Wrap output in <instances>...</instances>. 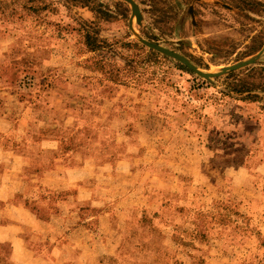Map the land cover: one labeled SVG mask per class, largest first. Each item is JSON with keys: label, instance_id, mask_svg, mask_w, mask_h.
<instances>
[{"label": "rangeland", "instance_id": "obj_1", "mask_svg": "<svg viewBox=\"0 0 264 264\" xmlns=\"http://www.w3.org/2000/svg\"><path fill=\"white\" fill-rule=\"evenodd\" d=\"M133 1L140 23L124 0H0V264H73L67 242L78 264H264V93H235L264 84V0ZM42 138L115 170L107 202L140 206L170 180L165 205L183 203L136 208L125 232L121 208L106 227L98 208L64 223L65 185L34 175L53 164L30 147Z\"/></svg>", "mask_w": 264, "mask_h": 264}, {"label": "crops", "instance_id": "obj_2", "mask_svg": "<svg viewBox=\"0 0 264 264\" xmlns=\"http://www.w3.org/2000/svg\"><path fill=\"white\" fill-rule=\"evenodd\" d=\"M23 129L25 130V132L23 133L32 130L31 126L27 127L24 124H23ZM51 139L42 138L38 142H33L30 144V147L34 148L33 151H41V153L43 152L46 153L48 155L47 161L53 162V164L51 163L50 166L43 167L39 171H37V168H34L33 171L35 172L34 174L35 176L38 174L39 176L38 182L41 185L51 184V185H57V187H59V184L65 185V190L69 192V199L67 200L65 205L67 213L66 215L60 218V221H63L64 223L71 219L68 213L71 216L75 215L76 217L77 210H80L81 208L85 207L87 208V210L90 209L96 210V208H98L101 209V212L99 214V221L103 227H106V225L110 224L109 222L110 213H107L106 209L121 208L123 209L122 211L123 216H125V219L123 220V231H124V229L126 230L128 223L130 221L127 215L131 214L133 212L132 210L136 208H142V206H144L145 208L147 207V208H155V209H161V208L164 209L165 206H167V207H171L172 209H175L177 208V205H182L183 203L181 201L179 202L181 204L178 203L176 205L175 204L165 205V203L167 202L163 200V196L166 195L167 192L170 191L171 189L169 185V183H171L170 180H167L168 182L165 181L166 183L163 185H155L156 188L153 185H150V187H153L154 189L157 190L153 191V194L148 196L147 199L145 198L146 200H144L142 204H140V206L134 204L133 200L130 199L128 195H124V194L119 196L118 199H115L112 202H107L105 200L107 199V197H104L105 194H107L106 190L108 191V193H113L111 192L110 189H112V187L115 188L116 186L107 184L106 182H103L102 179H106V177L112 178L115 175L117 178L118 174H115L116 173L115 170L112 169L109 171H104L103 168L104 166L99 165L97 168L95 163L91 164V161L95 160L92 154L87 155L85 157H80L78 154L79 152H76L74 151V149H72L71 151H69V153L63 155V153H61L62 150H60L59 148L58 140H51ZM27 141L29 142L30 139ZM0 145H2V143H0ZM78 145L79 144L75 146L78 148L79 147ZM35 155L36 154H32L30 156V154H28L27 157H23L28 167H36L37 164L35 165L34 163L31 162L32 160H34ZM14 170L17 171V169ZM130 174H133V177L137 175L136 173H130ZM49 178H52L53 181H49L48 180ZM123 183H128V181H124ZM3 188L4 185L0 184V191L5 190ZM187 191L188 193L191 192L190 189ZM102 198L104 200H100ZM107 200H109V198ZM106 217H108L107 220ZM94 218H95L94 215H92L91 217L88 216L85 221L93 220ZM78 219L79 218L77 216L72 220L78 221ZM69 231L71 234V238L75 235V233H77L83 239H85V241L88 242L86 247L88 250H89L88 246L92 245L96 247L95 236H92V231H90L88 225L79 226V224L77 223L76 226L72 225ZM66 247H67V252L65 250L66 255L71 258L73 264H78L81 255L85 252V249L77 245H72L71 243L67 242L65 245H61V248H59V252L62 253V251H64L63 249H65ZM104 251H106L105 248Z\"/></svg>", "mask_w": 264, "mask_h": 264}, {"label": "water", "instance_id": "obj_3", "mask_svg": "<svg viewBox=\"0 0 264 264\" xmlns=\"http://www.w3.org/2000/svg\"><path fill=\"white\" fill-rule=\"evenodd\" d=\"M126 2H128L131 6V9H132V12L133 14L135 15V18H136V22L137 23H140V13H139V9L137 7V5L135 4V2L133 0H124ZM142 43L145 44L146 46H148L149 48H152L154 50H156L157 52H160L166 56H169L175 60H177L178 62H180L181 64H183L185 67H187L189 70L195 72L196 74L200 75L201 77L203 78H211V77H217L219 74H216V73H205V72H202L200 71L194 64H192L186 57H184L183 55L177 53V52H174L170 49H167L163 46H160L158 44H155V43H151V42H147V41H144L142 40ZM263 52V49H261L259 52H258V56ZM255 62V59H249V60H246L245 62H242V63H239V64H236V65H233V66H228V67H225L223 68L222 72H228V71H231V70H237L239 68H242L244 67L245 65H248V64H251V63H254Z\"/></svg>", "mask_w": 264, "mask_h": 264}, {"label": "trees", "instance_id": "obj_4", "mask_svg": "<svg viewBox=\"0 0 264 264\" xmlns=\"http://www.w3.org/2000/svg\"><path fill=\"white\" fill-rule=\"evenodd\" d=\"M135 44H137V43H135ZM156 54H158V53H156ZM254 64H255V62L254 63H251V64H248V65H245L242 68H245V69L246 68H252L253 69V65ZM237 70H239V69H237ZM261 70H264V67H262ZM234 71H236V70L228 71L227 76L232 75L234 73ZM255 91H259L261 93H264V84L259 83V84L252 85V86L247 87V88L238 89V90H235V93H238V94L246 93L247 95L251 96V98L253 99V101H255L256 98L259 97V94H257L258 92H255Z\"/></svg>", "mask_w": 264, "mask_h": 264}, {"label": "built area", "instance_id": "obj_5", "mask_svg": "<svg viewBox=\"0 0 264 264\" xmlns=\"http://www.w3.org/2000/svg\"><path fill=\"white\" fill-rule=\"evenodd\" d=\"M32 79L30 77H26L24 80L21 81V86L23 88H27L31 85Z\"/></svg>", "mask_w": 264, "mask_h": 264}]
</instances>
